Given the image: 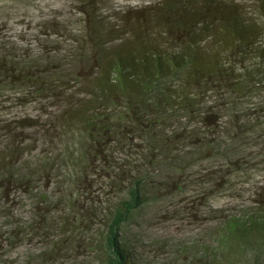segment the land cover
<instances>
[{
  "label": "rangeland",
  "instance_id": "obj_1",
  "mask_svg": "<svg viewBox=\"0 0 264 264\" xmlns=\"http://www.w3.org/2000/svg\"><path fill=\"white\" fill-rule=\"evenodd\" d=\"M161 1L0 0V59L33 63L82 101L84 81L97 72L89 60L93 27L109 49L120 39L109 31L122 25L123 12ZM61 108L59 98L0 85V155L15 149L6 159L15 171L11 182L0 167V264H105L107 218L127 197L128 180L147 170V200L121 231L131 264H187L195 249L214 241L226 216L264 196V116L254 129L232 127L221 113L211 126L181 116L164 132L180 135L187 125L185 136L156 152L153 164L135 139L108 146L101 163L82 160L81 174L77 135L62 131ZM120 169L127 175L119 188Z\"/></svg>",
  "mask_w": 264,
  "mask_h": 264
},
{
  "label": "trees",
  "instance_id": "obj_2",
  "mask_svg": "<svg viewBox=\"0 0 264 264\" xmlns=\"http://www.w3.org/2000/svg\"><path fill=\"white\" fill-rule=\"evenodd\" d=\"M121 19L122 25L109 31L120 38L109 49L100 47L101 34L93 27L89 60L97 72L84 81L87 96L76 103L72 93L60 91L61 83L48 81L33 63L7 65L0 59V85L59 98V124L65 134L77 135L81 174L82 160L105 161L108 146L135 139L143 142L153 164L156 152L185 136L187 125L180 135L164 132L181 116L211 126L221 113L230 117L232 127L259 125L264 116V0H163L141 12L127 10ZM14 152L0 155L8 182L15 171L6 159ZM115 174L120 188L124 184L118 178L126 170ZM148 175L147 170L128 180L127 197L107 218L105 264L134 262L121 231L147 200L142 192ZM212 235L214 241L195 249L187 264H264V196L256 197L252 209L226 216Z\"/></svg>",
  "mask_w": 264,
  "mask_h": 264
}]
</instances>
